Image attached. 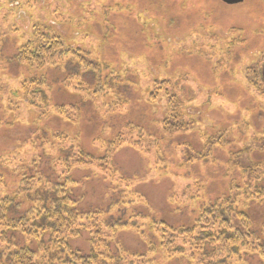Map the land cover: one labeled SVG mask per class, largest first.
Segmentation results:
<instances>
[{
  "label": "rangeland",
  "instance_id": "374dc122",
  "mask_svg": "<svg viewBox=\"0 0 264 264\" xmlns=\"http://www.w3.org/2000/svg\"><path fill=\"white\" fill-rule=\"evenodd\" d=\"M41 30L100 70L68 59L19 64V48ZM263 64L264 0H0V200H12L14 217L60 203L87 225L100 213L94 231L105 243L151 264H187L159 250L150 225L192 227L241 183V168L264 162V91L255 74ZM31 79L39 88L25 92ZM171 100L193 125L165 136V123L175 122ZM120 133L111 158L117 180L94 165L69 168L80 150L101 159ZM224 136L207 161L196 159L209 138ZM248 214L264 243V204ZM81 232L69 246L89 254L90 235ZM41 240L2 227L0 264L14 250L32 249L41 260L58 247L49 233Z\"/></svg>",
  "mask_w": 264,
  "mask_h": 264
},
{
  "label": "trees",
  "instance_id": "16d2710c",
  "mask_svg": "<svg viewBox=\"0 0 264 264\" xmlns=\"http://www.w3.org/2000/svg\"><path fill=\"white\" fill-rule=\"evenodd\" d=\"M16 59L19 64L38 67L51 63L49 59L58 61L68 59L75 62L80 69L91 70L94 73L100 70L99 66L88 61L84 52L65 47L60 36L45 30L36 31L35 39L19 48ZM255 74L258 78L256 80L259 81L264 91V64L262 72L257 71ZM39 85L40 82L31 79L24 84L22 90L26 92L29 91L26 89L28 86L39 88ZM30 100L28 99V101ZM170 109L173 113L172 117L175 116V122L167 121L165 123L163 129L165 136H170L172 132L187 131L193 125V121L182 119L181 114L175 115L179 111L173 100L170 101ZM61 114L66 115V111L63 110ZM123 139H125L124 133L118 134L117 140L111 143L110 150L101 159L91 157L80 150L69 158L67 164H69V168H73L75 165H94L100 168L103 173L105 172L107 177L111 176L113 180H117L111 166V158L123 144L120 142ZM219 139L218 142H215V138H209L206 144L207 154L202 153L196 159L207 161L213 148L225 144L226 136H224L223 142ZM258 140L260 141V139ZM243 153H235L234 156L238 157ZM74 159L77 161L74 162ZM185 162L191 163L192 161ZM232 162L239 165L233 159ZM241 171L243 174L241 183L233 182L229 196L220 198L218 202L200 211L198 219L192 227L177 229L159 221L150 225V229H152L150 232L153 236L150 238L157 241L159 250L167 258L173 260L183 257L187 264H238L244 261L245 256H256L264 263V243L256 236L248 214L252 204H264V162L254 163L248 168H241ZM118 180L127 182L123 177ZM56 187H59V190L63 188L60 184H57ZM54 194L57 195V192ZM43 201L46 203L44 199ZM66 201L71 202L70 200ZM61 204L60 207L55 208L56 210L51 211V208L43 205L37 210L31 209L22 217H14L10 214L12 200L10 198L1 199L0 229L5 227L6 231L13 233H31V238L39 240L43 235L49 233L52 243L58 246L56 250L41 260L35 257L37 254L32 249L31 251L25 248L14 250V252L6 254V262L1 264H151V260L147 256H128L120 248L112 247L111 243H105L101 233L94 231V227L103 222L100 213L89 219L94 220L95 223L87 225V221L85 222L87 219H79L73 211L69 210V205ZM178 208L180 209V207ZM140 219H146V217ZM82 229L88 231L90 235L92 248L89 254L72 250L69 246L70 240L78 239L81 236ZM140 234L149 247V253H153L157 246L151 243L146 231L141 230Z\"/></svg>",
  "mask_w": 264,
  "mask_h": 264
},
{
  "label": "water",
  "instance_id": "95a60500",
  "mask_svg": "<svg viewBox=\"0 0 264 264\" xmlns=\"http://www.w3.org/2000/svg\"><path fill=\"white\" fill-rule=\"evenodd\" d=\"M221 1L227 5H237L242 3L244 0H221Z\"/></svg>",
  "mask_w": 264,
  "mask_h": 264
}]
</instances>
